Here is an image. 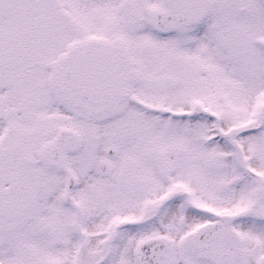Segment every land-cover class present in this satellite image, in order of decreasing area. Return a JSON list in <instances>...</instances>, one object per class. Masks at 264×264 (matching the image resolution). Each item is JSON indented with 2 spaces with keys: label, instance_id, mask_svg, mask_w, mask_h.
Returning <instances> with one entry per match:
<instances>
[{
  "label": "snow or ice",
  "instance_id": "6c2138e0",
  "mask_svg": "<svg viewBox=\"0 0 264 264\" xmlns=\"http://www.w3.org/2000/svg\"><path fill=\"white\" fill-rule=\"evenodd\" d=\"M0 264H264V0H0Z\"/></svg>",
  "mask_w": 264,
  "mask_h": 264
}]
</instances>
